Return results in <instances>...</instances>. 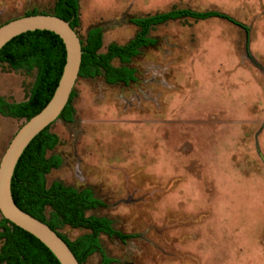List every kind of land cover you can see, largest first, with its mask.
<instances>
[{
    "label": "rangeland",
    "instance_id": "1",
    "mask_svg": "<svg viewBox=\"0 0 264 264\" xmlns=\"http://www.w3.org/2000/svg\"><path fill=\"white\" fill-rule=\"evenodd\" d=\"M53 4L0 0V22ZM79 6L78 35L100 26L102 50L135 34L129 17L187 7L219 10L248 26L251 56L244 30L225 19L153 27L157 44L129 63L135 82L76 79L74 120L50 127L59 142L47 154H59L62 163L45 175L47 183L91 187L105 205L86 213L137 234L124 243L100 235L113 264H264V0H79ZM34 76L0 63V95L26 99ZM23 122L0 114V159ZM59 231L70 239L86 232ZM99 258L94 253L84 264Z\"/></svg>",
    "mask_w": 264,
    "mask_h": 264
},
{
    "label": "trees",
    "instance_id": "2",
    "mask_svg": "<svg viewBox=\"0 0 264 264\" xmlns=\"http://www.w3.org/2000/svg\"><path fill=\"white\" fill-rule=\"evenodd\" d=\"M36 13L58 16L68 21L77 33L76 28L80 25L79 0H54L51 11L32 9L23 15ZM183 18L196 21L219 18L238 25L245 32L246 54L251 56L249 27L227 13L215 9L172 8L144 16L129 17L128 21L137 26L135 34L125 43H108L104 50L100 26L89 27L84 37L78 35L82 49L78 77L94 78L102 75L108 84L128 85L135 82L136 69L129 66V63L141 53L142 48L157 44L158 40L150 35V30L157 25ZM3 23L0 22V25ZM65 58L66 50L62 39L49 30L26 31L5 43L0 48V63L15 70H35V76L26 99L8 102L0 95V114L23 119L24 122L36 114L51 98L60 79ZM115 59L118 60V65L113 64ZM75 95L73 88L58 119L65 122L74 120L75 109L72 100ZM51 124L34 136L19 157L11 179L13 199L22 210L43 221L60 235L80 264H84L94 253L100 256L97 264H113L116 259L104 251L100 235L115 237L124 243L137 237V234L125 233L115 228L113 220L107 216L86 213L105 205L91 187H74L64 184L61 180L47 183L45 175L62 163L59 154H47L59 142L58 136L50 130ZM62 226L82 228L86 232L70 239L59 231ZM0 241V264H60L38 238L2 215Z\"/></svg>",
    "mask_w": 264,
    "mask_h": 264
},
{
    "label": "water",
    "instance_id": "3",
    "mask_svg": "<svg viewBox=\"0 0 264 264\" xmlns=\"http://www.w3.org/2000/svg\"><path fill=\"white\" fill-rule=\"evenodd\" d=\"M57 34L65 46L66 58L58 84L48 102L15 132L0 159V212L10 222L38 238L60 264H80L66 241L46 223L22 210L14 201L11 179L19 157L41 130L58 119L74 88L82 58L81 42L68 21L48 13L13 18L0 25V48L14 36L33 30Z\"/></svg>",
    "mask_w": 264,
    "mask_h": 264
},
{
    "label": "flooded vegetation",
    "instance_id": "4",
    "mask_svg": "<svg viewBox=\"0 0 264 264\" xmlns=\"http://www.w3.org/2000/svg\"><path fill=\"white\" fill-rule=\"evenodd\" d=\"M125 85V84H124Z\"/></svg>",
    "mask_w": 264,
    "mask_h": 264
}]
</instances>
